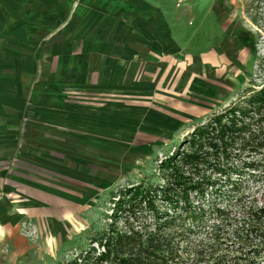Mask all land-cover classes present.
Listing matches in <instances>:
<instances>
[{
    "label": "crops",
    "instance_id": "0c3cea01",
    "mask_svg": "<svg viewBox=\"0 0 264 264\" xmlns=\"http://www.w3.org/2000/svg\"><path fill=\"white\" fill-rule=\"evenodd\" d=\"M253 46L236 0H0V264L86 241L111 191L247 85Z\"/></svg>",
    "mask_w": 264,
    "mask_h": 264
},
{
    "label": "trees",
    "instance_id": "16d2710c",
    "mask_svg": "<svg viewBox=\"0 0 264 264\" xmlns=\"http://www.w3.org/2000/svg\"><path fill=\"white\" fill-rule=\"evenodd\" d=\"M262 167L264 74L159 160L160 181L111 191L103 227L57 264H264V198L245 191Z\"/></svg>",
    "mask_w": 264,
    "mask_h": 264
},
{
    "label": "rangeland",
    "instance_id": "374dc122",
    "mask_svg": "<svg viewBox=\"0 0 264 264\" xmlns=\"http://www.w3.org/2000/svg\"><path fill=\"white\" fill-rule=\"evenodd\" d=\"M236 5L240 9V11L244 14L245 18L247 19L249 27L252 29L254 33L253 48L255 51L256 60H255L253 72L250 78L253 77L259 83L261 75L264 74L257 67V61L260 58H264V0H236ZM187 134H185L182 137L181 141H179L174 147L170 148L169 151L160 152L155 157H153V159H150L149 163L147 164V167H145L144 170L142 169V172H139L140 170L135 172V175L134 174L132 175L133 181H138L144 176H147L151 180H154V181H160L159 179L160 177L158 176L159 172L157 168L159 160L162 159L165 154H169L172 151L177 150L181 146L182 140ZM256 175H260V178L255 177L257 178L256 181L247 182L248 184L244 182L246 183V186H247L245 191L250 195L248 199L254 196L257 199H259V202H260L261 199L264 198V167H262L261 171L257 173ZM124 183L125 181L121 183V185ZM121 185L117 186L115 189L119 188ZM108 198L102 202V205H101L102 217L101 219H96V222H95L96 230H93V229L88 230L87 235H86L87 236L86 241L82 240L80 245L77 244L76 246H73L72 248L62 249L60 253L57 254L56 258L54 259L53 264H57L58 262L62 260L71 259L73 255L79 251L80 248L85 247L87 245L88 238L90 237V235H92L94 232H96L97 230L103 227L104 222H105L104 217L107 213L110 212V207H111V204L109 203Z\"/></svg>",
    "mask_w": 264,
    "mask_h": 264
}]
</instances>
